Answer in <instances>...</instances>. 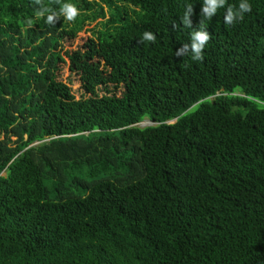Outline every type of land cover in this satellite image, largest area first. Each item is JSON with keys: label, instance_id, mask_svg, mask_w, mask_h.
I'll return each mask as SVG.
<instances>
[{"label": "trees", "instance_id": "16d2710c", "mask_svg": "<svg viewBox=\"0 0 264 264\" xmlns=\"http://www.w3.org/2000/svg\"><path fill=\"white\" fill-rule=\"evenodd\" d=\"M63 2L0 0V264H264V0L206 20L202 62L174 25L203 0Z\"/></svg>", "mask_w": 264, "mask_h": 264}, {"label": "clouds", "instance_id": "9594fccd", "mask_svg": "<svg viewBox=\"0 0 264 264\" xmlns=\"http://www.w3.org/2000/svg\"><path fill=\"white\" fill-rule=\"evenodd\" d=\"M31 2L34 7L35 18H44L45 23L49 26L56 25L61 17L67 21H74L79 14V9L75 4L63 2V0H52V4L58 5V8L51 6V4H46L45 0H31ZM220 9L225 10V24L234 25L237 22H242L245 15L252 12V5L249 0H239L238 4H229L228 0H203L200 23L197 28H193L192 17L194 15V7L192 4H187L183 15L179 18V24L174 25V27L179 28L182 24L183 27L192 29L190 40L176 50L175 56H190L193 61H203L204 50L211 39V34L205 21L212 20ZM23 23L28 28H31L33 27L34 19L28 17ZM156 38L153 32L145 31L140 43H155Z\"/></svg>", "mask_w": 264, "mask_h": 264}, {"label": "rangeland", "instance_id": "374dc122", "mask_svg": "<svg viewBox=\"0 0 264 264\" xmlns=\"http://www.w3.org/2000/svg\"><path fill=\"white\" fill-rule=\"evenodd\" d=\"M96 25L97 22H94V24L90 27H85L84 31L80 33L75 39H68L65 41V49L63 51V55L66 61V65L64 64L62 67L63 76L61 80L68 83L71 81V89L73 91V94H75L76 98H80L82 95V85L80 77L75 73L71 72L70 59L65 55V52L69 51L71 53H74L80 50L84 51V45L87 43V40L92 37V35L90 34V30L94 29ZM97 60H99V57ZM101 64L105 65V60H103ZM147 124H150V121H144L141 126H147Z\"/></svg>", "mask_w": 264, "mask_h": 264}]
</instances>
